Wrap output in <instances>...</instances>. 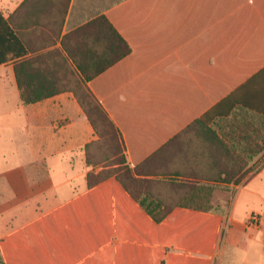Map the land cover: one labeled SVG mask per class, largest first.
<instances>
[{
  "label": "crops",
  "instance_id": "0c3cea01",
  "mask_svg": "<svg viewBox=\"0 0 264 264\" xmlns=\"http://www.w3.org/2000/svg\"><path fill=\"white\" fill-rule=\"evenodd\" d=\"M0 15V264H264V0H0ZM99 16L131 47L87 84L135 198L89 187L97 136L73 92L25 105L16 79L24 61L33 87L64 84L65 37Z\"/></svg>",
  "mask_w": 264,
  "mask_h": 264
},
{
  "label": "trees",
  "instance_id": "16d2710c",
  "mask_svg": "<svg viewBox=\"0 0 264 264\" xmlns=\"http://www.w3.org/2000/svg\"><path fill=\"white\" fill-rule=\"evenodd\" d=\"M0 19H2L1 15ZM63 45L75 68H71L67 81L60 87H50V84L33 87L24 78L29 71L25 67V62L20 61L15 64L21 100L27 105L63 89L72 91L97 136L96 140L84 147L87 165L93 168L103 167L97 173L94 171L88 173L89 187L114 185L122 192L126 190L135 198L129 189V184L138 181L134 176L136 169H131L127 163L121 133L87 84L99 73L127 56L131 52V47L105 16L96 17L75 29L65 37ZM245 174L246 172L237 179L224 178L223 181L239 182ZM127 199L130 200L128 197ZM144 213L154 220L161 221L169 214V219L177 218L179 212L164 211L155 214L151 210H146ZM220 225L219 215L210 211L200 214V248L207 255L214 251ZM204 236L205 246H203ZM206 264H210L209 260Z\"/></svg>",
  "mask_w": 264,
  "mask_h": 264
},
{
  "label": "built area",
  "instance_id": "2783aa9c",
  "mask_svg": "<svg viewBox=\"0 0 264 264\" xmlns=\"http://www.w3.org/2000/svg\"><path fill=\"white\" fill-rule=\"evenodd\" d=\"M259 215L257 214H252L249 219V224L253 226H258L259 225Z\"/></svg>",
  "mask_w": 264,
  "mask_h": 264
},
{
  "label": "rangeland",
  "instance_id": "374dc122",
  "mask_svg": "<svg viewBox=\"0 0 264 264\" xmlns=\"http://www.w3.org/2000/svg\"><path fill=\"white\" fill-rule=\"evenodd\" d=\"M100 169L103 168L102 166H98Z\"/></svg>",
  "mask_w": 264,
  "mask_h": 264
}]
</instances>
